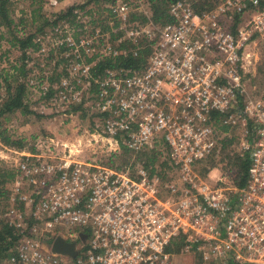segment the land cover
Here are the masks:
<instances>
[{
    "label": "built area",
    "instance_id": "2783aa9c",
    "mask_svg": "<svg viewBox=\"0 0 264 264\" xmlns=\"http://www.w3.org/2000/svg\"><path fill=\"white\" fill-rule=\"evenodd\" d=\"M201 1L175 0L164 25L126 28L123 39L134 44V55L141 39L150 44L143 69L92 75L100 58L123 53L100 26L75 36L61 22L51 27L52 42L36 35L37 52L48 51L53 66L50 47L69 61L71 79L62 76L53 86L58 99L78 104L87 92L92 107L107 114L92 137L134 151L163 141L168 179L141 165L117 170L83 160L80 143L52 136L37 138L34 151L11 149L18 158L9 165L15 175L0 224L17 240L0 264H264V98L246 86L255 67L250 47L264 43V0ZM131 7L116 0L106 8L122 28ZM82 22L88 29L86 16ZM234 130L235 151L249 162L242 186L226 174L203 177L197 170ZM57 237L74 243L75 255L53 251Z\"/></svg>",
    "mask_w": 264,
    "mask_h": 264
},
{
    "label": "trees",
    "instance_id": "16d2710c",
    "mask_svg": "<svg viewBox=\"0 0 264 264\" xmlns=\"http://www.w3.org/2000/svg\"><path fill=\"white\" fill-rule=\"evenodd\" d=\"M116 0H85L83 3L72 4L64 7L50 16H44L43 24L35 30V33L21 34L25 19L24 17L15 18L14 5L12 0H0V46L5 40L9 43V46L17 48L21 54L19 63L12 65L14 74L9 75L8 72L4 73L3 82L5 86V96L0 100V142L9 148L17 150L28 149L34 151V146L26 147L24 138L14 137L9 130L4 126V123L10 119V116L16 112H20L22 115L33 113L37 117H43L38 111L30 109V105L27 101V90L29 85L28 73L32 71L25 63V59L29 56L27 52H34L40 48V45L34 41V38L38 33L43 34L42 31L45 27H52L58 23H69L75 30V36L84 34H94L95 27L100 26L102 32L111 31L110 40L117 41L115 46L117 49H122L123 53L115 57H102L91 67L92 75L101 76L107 68H119L124 69H143L147 58L150 55L151 48L147 40L141 39L139 41V48L137 54L134 55V44L123 39L126 28L133 26L136 22L144 24L148 21H152L158 25H164L172 20L169 15V6L175 0H145L148 3V14H144L139 11H133L129 15V19L124 28L120 27V23L114 20L112 26H109L110 14L107 11V5L114 3ZM94 5V7L91 5ZM89 6L93 7L89 9ZM194 6H197L194 4ZM88 8V9H87ZM80 9L83 14H76L74 11ZM95 12L96 17H94ZM105 13L106 15H103ZM35 9L32 10V21L34 19ZM103 15V16H102ZM86 16L88 29L84 28L82 22L83 17ZM95 18V19H93ZM21 29H19V27ZM21 32V33H20ZM37 33V34H36ZM104 46L103 39H100L99 49ZM51 58V57H50ZM52 59V58H51ZM63 63L64 66L61 70L58 69V64ZM68 59L61 58L52 67L51 75L49 76V82L57 81L60 83L61 78L71 79L68 75L67 64ZM42 71V69H41ZM258 72L264 77V61L259 65ZM3 75V74H2ZM41 77V76H40ZM39 86L42 84V79L39 81ZM38 86V89H39ZM92 92L97 93V85H91ZM41 96H45L48 99L55 93L52 85L47 90L39 89ZM45 94V95H44ZM263 97V96H262ZM264 98V97H263ZM83 101L76 104H70L69 109L72 112L81 109ZM103 115H99L102 118ZM225 131L226 128H223ZM237 142L236 133L230 137H224L219 142V150L217 153L214 149L213 153L199 161L198 165H206L199 173L202 176H206L211 170L218 169L220 165V173L226 174L229 180L237 185L242 186L247 176L248 158L242 157L235 151V144ZM163 150H159V147H143L138 151L127 147L123 143L120 144V149L111 153L108 157L102 159L99 163L104 166H108L117 170H124L127 166L141 165L146 169H150L151 172H155L160 175L163 180L168 179V173L166 172L169 167L166 156L163 155ZM168 171V170H167ZM15 175L13 168L0 163V213L4 212L8 207L9 199V185ZM1 221V220H0ZM17 240L12 228L5 224H0V261L8 256L12 250V246Z\"/></svg>",
    "mask_w": 264,
    "mask_h": 264
},
{
    "label": "rangeland",
    "instance_id": "374dc122",
    "mask_svg": "<svg viewBox=\"0 0 264 264\" xmlns=\"http://www.w3.org/2000/svg\"><path fill=\"white\" fill-rule=\"evenodd\" d=\"M57 1V5L52 6L49 4L48 0H12L15 10V18L17 19L19 17H24L25 19L24 27L23 25L19 27V29L23 27V29L20 30L22 31V33H20L24 35L33 33V31L35 33V30L40 27L41 24H43L44 16L48 17L50 16V14L55 13L56 11L63 9L64 7L70 6L72 4L83 3L85 0ZM125 1L130 2L132 6V12L141 10L146 11L147 13L148 11L149 6L147 1L145 0L144 3L141 4L137 0ZM91 5L94 7L92 3ZM196 5L202 6L203 2L201 0H198ZM92 6H89V8ZM34 9L35 21H32L33 19L31 16V12ZM103 15L106 14L103 13ZM112 21V19L109 20L110 27ZM121 26L123 28L125 26V23L121 24ZM109 31L111 30L109 29ZM43 32L46 33V37H50V40L48 42H52L57 38L51 27H45L42 33ZM37 35H40V33H38ZM62 36L63 35L61 33L58 35L59 38H61ZM112 44L116 46L117 41ZM50 49L55 52L54 59H56V61L63 58L62 50L52 49L51 47ZM250 49L251 52H254L255 55V67L254 72L246 76V86L249 92H254L256 95L264 97V77L258 72L259 65L264 61V43L256 42L255 44L251 45ZM37 51L31 52L32 54L30 55L29 59L33 64H31V66H28L30 69H32V71L28 73L29 85L26 98L30 105V109H32L33 111H38V113L42 114L43 117H37L33 113L22 115L20 112H16L10 116V119L4 123V126L14 137L24 138L25 142L27 143L26 147L34 146L37 138L42 136H52L54 138L67 141L69 144L72 143L77 145L78 143H80L81 145L77 147L82 149L83 151L81 153V156L79 157L83 160H94L99 163L102 159L108 157L111 153L118 151L120 149L121 143L118 147L114 148V146L107 142L105 139L101 137H92V134L95 133V131L93 130L94 128H97V125H99V121L101 118L99 117L100 113L92 107L94 98L88 97L90 95L89 93L85 92V96L82 99L83 107L79 110H76L75 112L70 111L69 104L64 105V101L59 100L55 93L52 94L49 99L45 96H41V92L38 89V83L40 79H42V84L48 83L51 84L52 87H56L58 83L57 81H54L52 83L49 82V76L52 72L53 62L51 61L50 56H48V51H46L48 54L47 56H44L43 53H38ZM20 54L21 52L17 48L9 46V43L7 41L4 40L2 42V45L0 46V100L5 96V86L3 82L4 73L8 72L9 75L15 73L13 72L12 65H16L19 63ZM60 64L61 67L64 66L63 63ZM52 101L54 103H52ZM234 133H237L236 130L231 131V135ZM146 146L159 147V150L164 151V156L167 152L166 144L163 141L154 142ZM218 146L219 143L216 148ZM11 149L14 148L6 147L0 142V163L3 162L9 166L11 165V163H13L14 159L18 158V155L14 154ZM23 150L30 151L28 149ZM218 150L219 147L216 149L215 153H217ZM3 156H7V159L1 160V157ZM203 167L207 166L204 164H200L197 166V170L201 172ZM219 167L220 165L217 167L218 169H213L210 174L213 176L221 174Z\"/></svg>",
    "mask_w": 264,
    "mask_h": 264
},
{
    "label": "water",
    "instance_id": "95a60500",
    "mask_svg": "<svg viewBox=\"0 0 264 264\" xmlns=\"http://www.w3.org/2000/svg\"><path fill=\"white\" fill-rule=\"evenodd\" d=\"M82 238H84L82 236ZM52 250L62 253V254H68V255H75L74 250V243L72 242H66L62 238L57 237L53 243Z\"/></svg>",
    "mask_w": 264,
    "mask_h": 264
}]
</instances>
